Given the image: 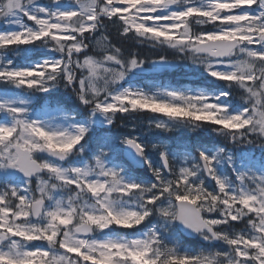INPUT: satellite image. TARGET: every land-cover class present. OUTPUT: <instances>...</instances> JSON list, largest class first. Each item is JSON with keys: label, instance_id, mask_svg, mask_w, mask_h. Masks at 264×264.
Returning a JSON list of instances; mask_svg holds the SVG:
<instances>
[{"label": "snow or ice", "instance_id": "6c2138e0", "mask_svg": "<svg viewBox=\"0 0 264 264\" xmlns=\"http://www.w3.org/2000/svg\"><path fill=\"white\" fill-rule=\"evenodd\" d=\"M0 85V264H264V0H0Z\"/></svg>", "mask_w": 264, "mask_h": 264}, {"label": "rangeland", "instance_id": "374dc122", "mask_svg": "<svg viewBox=\"0 0 264 264\" xmlns=\"http://www.w3.org/2000/svg\"><path fill=\"white\" fill-rule=\"evenodd\" d=\"M177 71V70H173L172 73L170 74V76L168 77V79L170 80H180L184 83H189L190 81H192L194 79V77L190 74H186L185 71L181 70L178 71L179 75L177 74L176 77H172L174 76L173 73ZM140 119H145V123H146V118L141 117V118H137V124L139 126V120ZM131 129V124H129V130ZM136 134H141V133H136ZM145 135H147V133H144ZM191 134L188 133H178V132H174V133H158V134H152V135H147V138L149 141L152 142H158V143H177L180 141H185L188 142L189 138L191 137ZM195 140V138H194Z\"/></svg>", "mask_w": 264, "mask_h": 264}, {"label": "trees", "instance_id": "16d2710c", "mask_svg": "<svg viewBox=\"0 0 264 264\" xmlns=\"http://www.w3.org/2000/svg\"><path fill=\"white\" fill-rule=\"evenodd\" d=\"M112 39H113L114 42H117V38H116V35H115V32H114V31H113V33H112ZM130 47H132V42H128L127 44H125V48H126V49H127V48H130ZM135 50H139L143 55H149V56L152 55L151 50H150L147 46H143V47H141V46L137 45V46H135ZM170 58H171V55H170ZM181 70H183V69H181ZM181 70H177V71H175V72L173 73L174 76H172V77H176L177 74L179 73L178 71H181ZM183 71H184V70H183ZM178 75H179V74H178ZM0 87H3V86L0 85ZM119 124H120V121L118 120V121H117V127H119ZM113 131H116V129H113ZM194 138H195V137L191 136V137L188 139V140H189L188 142H190V141H194ZM140 174H143V172L140 173Z\"/></svg>", "mask_w": 264, "mask_h": 264}, {"label": "water", "instance_id": "95a60500", "mask_svg": "<svg viewBox=\"0 0 264 264\" xmlns=\"http://www.w3.org/2000/svg\"><path fill=\"white\" fill-rule=\"evenodd\" d=\"M139 170H142V169H139Z\"/></svg>", "mask_w": 264, "mask_h": 264}]
</instances>
